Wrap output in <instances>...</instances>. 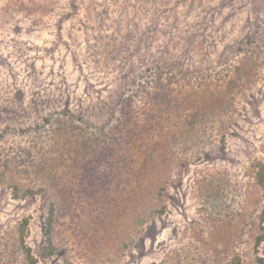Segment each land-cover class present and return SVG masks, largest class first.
Wrapping results in <instances>:
<instances>
[{
	"label": "rangeland",
	"instance_id": "rangeland-1",
	"mask_svg": "<svg viewBox=\"0 0 264 264\" xmlns=\"http://www.w3.org/2000/svg\"><path fill=\"white\" fill-rule=\"evenodd\" d=\"M261 167L264 0H0V264H256Z\"/></svg>",
	"mask_w": 264,
	"mask_h": 264
},
{
	"label": "trees",
	"instance_id": "trees-1",
	"mask_svg": "<svg viewBox=\"0 0 264 264\" xmlns=\"http://www.w3.org/2000/svg\"><path fill=\"white\" fill-rule=\"evenodd\" d=\"M124 120L121 121L120 125H118L117 128H115L116 136H119L123 130H125L126 135L129 137H133L138 132L139 125L137 124H130V120L134 119V117L129 114H125L123 116ZM130 125V126H129ZM141 129V127H140ZM131 140V139H130ZM95 141V140H94ZM117 142V141H116ZM114 147V146H113ZM106 150H108V147L100 148L99 151H96L93 153L94 156L92 157V162L90 163L89 167H87V171L89 173H86L87 183L89 186V190H91L94 193L102 192L101 189H109L108 184L115 180L118 177L119 172V166L117 162H111L108 163L107 160H105L106 157ZM110 150H112V147H110ZM3 171H0V182H2V175ZM257 182L264 186V168L261 167V169L257 172ZM106 184V187H104ZM100 185L103 187H100ZM11 188V195L13 198H24L27 196H33L35 194H44L48 199V207H47V214L45 218V227H46V240L47 244L44 247L43 255L49 256L52 255L55 252V247L53 245V239H52V231L54 226V219H55V205L53 200L48 195V192L44 188H38V189H32L29 187H26L24 190H20V188L12 182L10 184ZM165 186L164 184H161L159 188H157V196L160 198H164L165 196ZM165 212V206H157L156 208H150L146 211L144 219H148L151 217H154L155 215L162 214ZM144 219L142 221H144ZM27 225H28V217H24L22 221L19 223L18 226V243L23 251L24 259L26 264H37V258L33 255L31 251V247L27 245L25 238L27 235ZM264 241V209L259 217V223L257 232L253 236V253H254V260L256 264H264V256L259 254V246ZM227 264H240V258L239 256H234L232 260H230Z\"/></svg>",
	"mask_w": 264,
	"mask_h": 264
}]
</instances>
